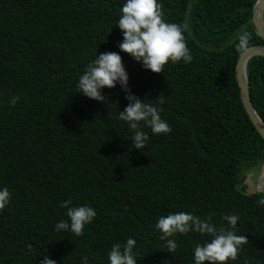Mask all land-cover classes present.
Wrapping results in <instances>:
<instances>
[{
    "label": "trees",
    "instance_id": "obj_1",
    "mask_svg": "<svg viewBox=\"0 0 264 264\" xmlns=\"http://www.w3.org/2000/svg\"><path fill=\"white\" fill-rule=\"evenodd\" d=\"M255 0H159L163 18L183 23L191 62L142 68L117 47L114 25L124 0H0V186L11 193L0 211V264H108L115 242L136 240L137 264H193L199 233L176 234L169 252L154 225L170 212H192L226 226L235 213L244 235L236 260L264 264V192H243L244 172L264 161V139L239 97L235 34L264 44L252 20ZM264 19V9H263ZM119 52L128 87L154 104L171 127L140 150L118 119L127 101L116 86L104 102L77 92L84 66ZM248 93L264 122V55L246 63ZM19 96L10 105L11 96ZM143 125V122H141ZM96 210L83 235L54 231L67 219L60 201ZM203 264H208L207 261Z\"/></svg>",
    "mask_w": 264,
    "mask_h": 264
},
{
    "label": "clouds",
    "instance_id": "obj_2",
    "mask_svg": "<svg viewBox=\"0 0 264 264\" xmlns=\"http://www.w3.org/2000/svg\"><path fill=\"white\" fill-rule=\"evenodd\" d=\"M114 25L120 30L122 37L117 45L119 50L128 54L146 70L161 73L166 63H188L192 60L183 35L186 25L166 21L159 0H124ZM250 36L246 28L238 31L234 37V47L244 51ZM116 86L124 92V99L127 101L123 110H118V119L125 122L132 131V148L140 150L149 139L142 126L148 127L153 134L171 131L168 122L161 118L156 105L144 102V99L130 91L128 73L119 52H96L95 58L84 66L76 83L77 92L97 102L105 100L102 89ZM19 99V96L13 95L8 103L15 105ZM10 199L8 188L0 186V211L9 205ZM58 203L64 209L67 219L58 220L53 230L68 231L75 236L83 235L85 226L95 218L96 210L88 203L74 205L70 198ZM257 204L264 205V195L259 196ZM222 219L226 221V226L217 227L212 223L211 216L202 219L192 212L177 211L159 216L154 227L159 231L160 239L164 240L169 252H174L177 248L174 239L176 234L186 235L192 232L207 236L209 239L196 243L193 248V264H203L205 261L208 264H227L229 260H236L246 237L236 232L239 219L237 214H226ZM136 243L133 237H128L123 243H113L107 252L108 264H137L139 256L135 252ZM38 264H56V261L47 255ZM80 264H90L88 255L80 257Z\"/></svg>",
    "mask_w": 264,
    "mask_h": 264
},
{
    "label": "water",
    "instance_id": "obj_3",
    "mask_svg": "<svg viewBox=\"0 0 264 264\" xmlns=\"http://www.w3.org/2000/svg\"><path fill=\"white\" fill-rule=\"evenodd\" d=\"M263 9L264 0H255L252 7L251 20L257 32L264 38V19L262 15ZM255 55H264V44L249 45L244 51H241L236 61L235 71L239 86L240 101L251 122L264 139V122L258 116L257 112L250 102L246 77V63L250 57ZM260 167V170L255 177L253 188L246 190L243 189V192H264V161L260 164Z\"/></svg>",
    "mask_w": 264,
    "mask_h": 264
},
{
    "label": "rangeland",
    "instance_id": "obj_4",
    "mask_svg": "<svg viewBox=\"0 0 264 264\" xmlns=\"http://www.w3.org/2000/svg\"><path fill=\"white\" fill-rule=\"evenodd\" d=\"M258 171H259V168H255V167H252V168H249L248 170H246L244 172V179H243L245 184L249 183V184L253 185L254 180H255V176L257 175Z\"/></svg>",
    "mask_w": 264,
    "mask_h": 264
},
{
    "label": "bare ground",
    "instance_id": "obj_5",
    "mask_svg": "<svg viewBox=\"0 0 264 264\" xmlns=\"http://www.w3.org/2000/svg\"><path fill=\"white\" fill-rule=\"evenodd\" d=\"M260 168H262V167H260ZM260 168H259V170H260ZM258 172H259V171H258ZM258 172H257V173H258ZM253 185H254V183H253ZM253 185H251V184H249V183H246V184H245L244 181L242 182V187H243V189H245V190H246V189H252V188H253Z\"/></svg>",
    "mask_w": 264,
    "mask_h": 264
}]
</instances>
